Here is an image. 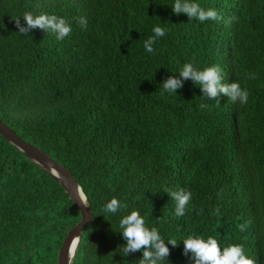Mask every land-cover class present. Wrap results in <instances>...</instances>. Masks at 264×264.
I'll use <instances>...</instances> for the list:
<instances>
[{
  "label": "trees",
  "instance_id": "trees-1",
  "mask_svg": "<svg viewBox=\"0 0 264 264\" xmlns=\"http://www.w3.org/2000/svg\"><path fill=\"white\" fill-rule=\"evenodd\" d=\"M174 2L0 0V119L72 173L92 212L72 264H139L142 252L121 249L119 221L133 210L177 242L166 264H194L190 235L243 245L264 264V0H193L223 18L204 22L174 14ZM25 11L72 32L19 34ZM157 26L165 35L148 53ZM186 63L218 65L248 102L216 104L191 80L164 91ZM180 189L192 193L182 217L169 195ZM113 197L127 208L103 211ZM79 220L56 180L0 135V264H57Z\"/></svg>",
  "mask_w": 264,
  "mask_h": 264
},
{
  "label": "clouds",
  "instance_id": "clouds-1",
  "mask_svg": "<svg viewBox=\"0 0 264 264\" xmlns=\"http://www.w3.org/2000/svg\"><path fill=\"white\" fill-rule=\"evenodd\" d=\"M171 8L174 14L183 13L189 20L198 19L204 22L223 19L216 9H204L193 0H175ZM22 21L23 24L20 19L14 21L18 33L22 35H29L33 29H40L46 33L49 31L54 33L57 40H63L72 32L71 25L64 18L56 15H34L31 11H25ZM79 24L81 27L86 28L87 19L80 17ZM153 32L154 35L144 41V48L148 53L154 54L153 45L165 35V30L163 27L157 26L153 29ZM185 80H191L195 85H199L204 97L215 100L216 104H219L221 96L227 97L233 103L238 101L241 104H246L248 102V91L242 89L238 82H225L222 69L218 65L199 70L192 63H186L179 72V78L169 76L161 85L164 91L175 94L178 89L183 87V81ZM207 106V103L201 105V107ZM169 195L176 202L175 215L178 217L184 216L186 207L192 199V193L180 189L171 191ZM77 200L84 207L87 206V196L82 188L77 189ZM121 207L127 208V204L122 205L117 198L113 197L107 202L103 211L114 214ZM216 211L218 212L219 209ZM119 226L122 229L120 234L126 241V244L121 248L124 256L130 253L142 252V258L138 261L139 264H166L167 257L170 255V249L167 245H171L173 248L178 245L175 240L166 242L157 228L146 226V221L138 210H133L130 214L125 215L119 221ZM237 227L243 232L246 230L247 223L239 224ZM182 242L184 245L183 254L188 255L191 253L194 264H257L256 260L245 255L243 245H229L222 249L217 239L213 237L205 239L193 235L188 236ZM75 246L76 241L74 240L73 248Z\"/></svg>",
  "mask_w": 264,
  "mask_h": 264
},
{
  "label": "water",
  "instance_id": "water-1",
  "mask_svg": "<svg viewBox=\"0 0 264 264\" xmlns=\"http://www.w3.org/2000/svg\"><path fill=\"white\" fill-rule=\"evenodd\" d=\"M0 135L14 145L27 159L41 167L68 193L80 213L79 222L67 232L57 254V264H72L70 250L75 240L78 244L83 229L92 221V212L87 198L84 207L77 200V189L81 188L72 173L61 163L55 161L48 153L21 139L7 124L0 119ZM78 246V245H77ZM77 249V248H76Z\"/></svg>",
  "mask_w": 264,
  "mask_h": 264
},
{
  "label": "bare ground",
  "instance_id": "bare-ground-1",
  "mask_svg": "<svg viewBox=\"0 0 264 264\" xmlns=\"http://www.w3.org/2000/svg\"><path fill=\"white\" fill-rule=\"evenodd\" d=\"M77 245H78L77 242H76V246H75V248H73V245H72L71 250H70V255H71V256L73 255V253L76 252Z\"/></svg>",
  "mask_w": 264,
  "mask_h": 264
}]
</instances>
